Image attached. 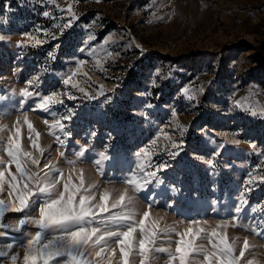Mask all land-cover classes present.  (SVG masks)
Wrapping results in <instances>:
<instances>
[{
	"label": "rangeland",
	"instance_id": "rangeland-1",
	"mask_svg": "<svg viewBox=\"0 0 264 264\" xmlns=\"http://www.w3.org/2000/svg\"><path fill=\"white\" fill-rule=\"evenodd\" d=\"M0 35V200L16 195L9 196L18 170L9 163L8 139L19 127L21 153L40 159L32 171L49 163L79 184L74 169L82 170L86 188L99 186L90 189L96 202L105 189L110 203L126 192L136 220L148 211L149 224L155 219L161 228L176 229L158 232L148 264H168L169 255L155 249L174 252L178 233L193 221L210 237L201 234L194 246L215 251L216 229L234 245V256L248 241L239 264H264V0H0ZM77 68L72 83L78 87L64 84ZM53 93L60 103L48 111L36 107L40 96ZM57 120L62 127H53ZM82 150L83 157L77 155ZM142 150L146 154L138 155ZM160 164L167 167L157 171ZM149 172L156 177L142 192L126 182L143 185ZM30 214L38 216V209ZM23 215L7 211L0 226L16 225ZM0 231V250L9 253L0 264H13L14 254L15 264H23L24 249L13 237L25 238L12 228ZM135 236L142 238L139 229ZM205 255L193 252L189 261L207 264ZM87 258L122 264L114 238L101 257ZM142 261L134 243L129 264Z\"/></svg>",
	"mask_w": 264,
	"mask_h": 264
},
{
	"label": "snow or ice",
	"instance_id": "snow-or-ice-1",
	"mask_svg": "<svg viewBox=\"0 0 264 264\" xmlns=\"http://www.w3.org/2000/svg\"><path fill=\"white\" fill-rule=\"evenodd\" d=\"M68 11L71 13V8ZM44 15L47 16L48 13L45 12ZM72 15L74 17V14ZM68 26V24L63 26L57 25V27ZM26 35L30 36L31 34ZM49 35L51 34L49 33ZM4 40L5 37L0 35V41ZM40 43L42 41L35 40V44ZM49 55L51 56L52 54L50 53ZM79 63L80 65L84 64L83 61ZM80 70V68H77L76 71L68 74L67 79H64L63 83H72ZM32 83V81H29L30 85ZM72 87H78V85L72 83ZM100 87V94L103 95V86ZM79 91L84 93L85 89L79 88ZM183 91L188 92L189 90L184 89ZM25 94L28 95L27 92ZM69 98L75 99L76 97L69 96ZM85 98L95 99L96 97L93 95L91 97L86 96ZM189 99H192V97L190 96ZM53 103H60L55 93L48 96H40L36 107L48 111L49 106ZM72 114L70 112L65 119H71ZM173 115H175L174 110ZM25 119L27 118L25 117ZM28 127L32 130L30 121L28 122ZM53 127H62V125L57 120ZM19 132L20 128L17 127L16 133L8 139V155L12 157L9 163L14 162L18 170L11 177L10 184L12 191L9 192V196H12L13 192L16 195L8 203L0 200V219L4 217L7 211L23 213L24 215L16 225H3L0 227L12 228L16 233L25 238L21 242L19 236L13 237L17 246L24 249L23 264H96V262L87 257H101L105 251V246L113 238L119 244V250L122 253V264H129V254L133 250L134 243L138 244L139 255L143 258L142 264H148L149 253L153 251L152 246L156 243L158 232H176L175 228H161L159 221L155 219L149 224L150 214L148 211L143 212L142 219L136 220L135 218L138 213L135 209L128 208V205L132 203V198L128 197L126 203V192L112 199L110 203L111 193L108 189H105L99 198V202H96V197L90 192V189L94 192L99 186L92 185L86 188L82 170L74 169V171L80 172L79 184L72 182L71 175L65 178L62 169H58L55 165H50L49 163H45L43 168L38 171H32L30 166H39L40 159L33 158L31 152L21 153L19 141L16 140V135ZM36 135L39 136V133ZM232 143H238V141H232ZM33 145H36L35 140H33ZM173 147L179 149L180 146L173 142ZM143 154H146L145 150L138 153V155ZM177 154L171 153L172 156ZM61 155L63 156L64 153H61ZM77 155L83 157L84 151H80ZM4 163V161L0 160V166ZM68 163L72 165L76 161L70 160ZM166 167V164H160L157 166V171ZM41 173L43 174L41 175ZM56 174H59V180L56 179ZM17 175H19L20 179H17ZM154 177H156V172L147 173L142 177L144 181L143 185L132 178H127L126 182L134 185L138 192H142ZM4 179L5 172L0 171V188L3 187ZM261 179L264 180V177H261ZM252 182L253 180L248 181V183ZM60 183L63 186L62 191L57 190V185ZM30 184L36 185L35 191L33 187L29 186ZM33 197L35 198L33 199ZM110 207L112 209L120 207L124 210L110 212ZM37 209L39 215L32 216L30 213ZM237 211H240V209H237ZM94 224L102 225L103 232L101 227L94 226ZM26 225L37 226L39 230L35 232L30 231L24 228ZM113 226L124 227L126 230L113 231L111 230ZM137 229L142 234V238L138 240L135 236ZM55 233L59 234L56 235ZM201 234H205L204 239L210 238L206 233V229L199 227L197 221H193L192 225L178 233L179 240L176 242L174 252L169 248L155 249V251L167 253L169 255L168 264H173L177 259L179 260V264H195V262L189 261V256L193 252L205 253L207 264H213V257L215 256H219V264H239L240 259L245 257V251L249 248L248 241L245 240L243 245L244 250L240 251L238 257L234 256V245L228 242L226 234H221L216 229H211V237L217 238L218 243L213 245L215 251H209L204 245L194 246V241L197 238H201ZM4 235L5 232L0 231V237ZM46 236H50L51 238H45ZM13 246V243H8L7 249L10 250ZM111 251L113 254L115 253V249ZM8 254V251L0 250V257H6ZM18 256L19 254L11 255L10 258L13 264L17 261ZM65 257L67 259H64ZM248 264H253V261H248Z\"/></svg>",
	"mask_w": 264,
	"mask_h": 264
}]
</instances>
